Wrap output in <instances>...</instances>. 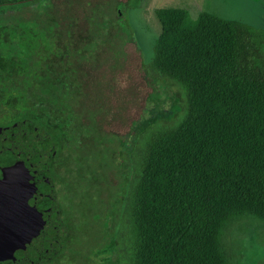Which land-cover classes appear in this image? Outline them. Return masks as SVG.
<instances>
[{"label":"trees","instance_id":"trees-1","mask_svg":"<svg viewBox=\"0 0 264 264\" xmlns=\"http://www.w3.org/2000/svg\"><path fill=\"white\" fill-rule=\"evenodd\" d=\"M55 1L0 0V116L17 120L54 166L71 155L91 170V187L111 195L119 264H233L226 230L242 218L264 223V20L162 7L155 36L137 19L141 0ZM130 41L145 78L164 81L179 108L127 151L130 141L115 145L106 126L135 123L125 106L132 89L114 76L129 74ZM194 195L206 203L202 226ZM109 211L100 227L110 233ZM73 237L69 227L64 247ZM63 248L36 264L77 260Z\"/></svg>","mask_w":264,"mask_h":264},{"label":"rangeland","instance_id":"rangeland-1","mask_svg":"<svg viewBox=\"0 0 264 264\" xmlns=\"http://www.w3.org/2000/svg\"><path fill=\"white\" fill-rule=\"evenodd\" d=\"M63 1L56 0L55 4L59 5ZM162 7H185L192 16L199 11H208L223 18L253 22L264 20V0H141L137 13L138 20L142 25L148 27L151 34L155 36L160 32V24L155 16V10ZM125 48L127 57L123 60L122 67L124 70H128L129 74L114 76L121 87L129 85L132 89L133 99L126 100L125 106L129 111L130 119L135 123L130 128L128 122L114 120L106 126V131L119 137L115 145H119L122 149V140H129L130 146L127 145L125 149L130 151L136 134L159 119L169 118L179 108V104L173 91L164 81L153 79L151 75H148L147 79L145 78L146 74L141 67V55L136 44L130 41ZM110 77V75L107 76V78ZM121 178L122 175L117 169L111 172V179L115 184L111 191L114 198L119 197ZM260 179L264 180V178ZM60 194H62L61 191ZM194 200L198 212V224L202 226L206 220V203L198 195H194ZM97 202L98 200L87 199L80 203L74 196L68 204L65 203V209L68 211L64 215V219L72 227L74 237L62 250L68 256L77 255L75 258L77 260L73 261L64 257L60 259V264H81L78 261L86 264H119L117 248L113 239L110 240V233L105 227H100L104 216L100 218L99 214L97 215V212L103 211V209L101 210V201ZM105 206L109 208V200ZM224 238L233 264H264L263 222L249 217L237 220L226 230ZM76 248L80 251L81 256L75 253ZM99 253H103L102 257H105L102 261L99 258ZM187 261L188 264H195L191 259H187Z\"/></svg>","mask_w":264,"mask_h":264},{"label":"flooded vegetation","instance_id":"flooded-vegetation-1","mask_svg":"<svg viewBox=\"0 0 264 264\" xmlns=\"http://www.w3.org/2000/svg\"><path fill=\"white\" fill-rule=\"evenodd\" d=\"M17 122V120L10 122V118L4 114L0 116V184L4 189H11L22 184L40 186L47 182L52 183L54 196L61 208V227L67 228V236L61 247L63 248L67 242L70 227L64 219V215L68 211L65 209V203L68 204L74 196L80 203L87 199L101 201V210L103 209V211L97 212V215L99 214L101 217L102 214L109 211L105 203L109 198L111 199V195L100 187L101 182L103 184L105 182L101 181L99 167H96V177L100 186L99 189H96L94 184L92 187L90 185L92 177L90 169L87 170L84 165L79 166L71 155L64 158L61 165L54 166L49 151L47 149L44 151L43 146L39 145L36 139L28 138L26 131L20 130ZM109 175L110 181H112L111 173ZM21 208V205L14 207L16 211ZM109 208H111V204ZM108 213L111 215L110 240L113 239L114 243L115 232L111 231L112 223L115 224V221L112 220L114 212L111 210ZM37 222H40L39 217H37ZM46 243L49 244V241L46 240Z\"/></svg>","mask_w":264,"mask_h":264},{"label":"water","instance_id":"water-1","mask_svg":"<svg viewBox=\"0 0 264 264\" xmlns=\"http://www.w3.org/2000/svg\"><path fill=\"white\" fill-rule=\"evenodd\" d=\"M16 205L22 208L16 211ZM60 214L51 182L11 189L0 184V260L36 264L52 258L67 236Z\"/></svg>","mask_w":264,"mask_h":264}]
</instances>
